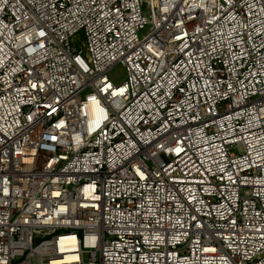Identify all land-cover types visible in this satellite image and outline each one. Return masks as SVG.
<instances>
[{
    "label": "built area",
    "instance_id": "built-area-1",
    "mask_svg": "<svg viewBox=\"0 0 264 264\" xmlns=\"http://www.w3.org/2000/svg\"><path fill=\"white\" fill-rule=\"evenodd\" d=\"M34 259L264 264V0H0V264Z\"/></svg>",
    "mask_w": 264,
    "mask_h": 264
},
{
    "label": "rangeland",
    "instance_id": "rangeland-1",
    "mask_svg": "<svg viewBox=\"0 0 264 264\" xmlns=\"http://www.w3.org/2000/svg\"><path fill=\"white\" fill-rule=\"evenodd\" d=\"M110 77L116 83H123L127 79V73L125 68L122 65L115 66L110 72ZM32 263L37 264L38 260L34 259Z\"/></svg>",
    "mask_w": 264,
    "mask_h": 264
}]
</instances>
